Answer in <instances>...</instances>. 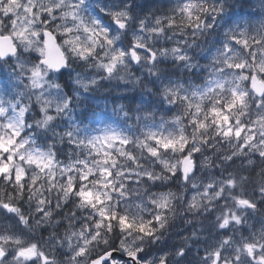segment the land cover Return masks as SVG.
Listing matches in <instances>:
<instances>
[{"label": "clouds", "instance_id": "obj_1", "mask_svg": "<svg viewBox=\"0 0 264 264\" xmlns=\"http://www.w3.org/2000/svg\"><path fill=\"white\" fill-rule=\"evenodd\" d=\"M0 264H264V0H0Z\"/></svg>", "mask_w": 264, "mask_h": 264}, {"label": "snow or ice", "instance_id": "obj_2", "mask_svg": "<svg viewBox=\"0 0 264 264\" xmlns=\"http://www.w3.org/2000/svg\"><path fill=\"white\" fill-rule=\"evenodd\" d=\"M237 135H239V133ZM3 170H6V169H3Z\"/></svg>", "mask_w": 264, "mask_h": 264}]
</instances>
